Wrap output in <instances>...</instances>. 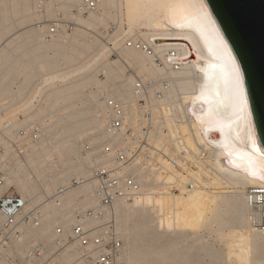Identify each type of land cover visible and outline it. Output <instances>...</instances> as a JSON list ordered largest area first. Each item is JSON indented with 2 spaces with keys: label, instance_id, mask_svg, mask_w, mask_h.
Masks as SVG:
<instances>
[{
  "label": "rangeland",
  "instance_id": "1",
  "mask_svg": "<svg viewBox=\"0 0 264 264\" xmlns=\"http://www.w3.org/2000/svg\"><path fill=\"white\" fill-rule=\"evenodd\" d=\"M39 1L0 0V118L6 119L8 114V120L18 128L33 123L40 126L38 149L28 161L30 169L16 178L25 180L29 176L33 190L29 193L46 197L71 178L89 177L92 160H98V147L105 136L101 95L112 89L116 94L130 97L129 88L122 83L133 79L126 77L129 66L138 76L153 77L158 70L146 57V70H141L134 61L130 60L129 65L123 61L125 41H144L147 29L139 26L141 21L130 25L124 18V8L114 3L117 0L108 5L102 2L92 14L76 12L80 9L79 0L78 3L48 0L44 11L38 12ZM56 18L72 22V29L43 39L41 32ZM45 19L48 21L44 22ZM37 22L43 25L40 30L35 25ZM104 70L114 73V77L104 74ZM72 71L76 72L75 76L63 82L53 77ZM72 86L76 91L67 98L64 92ZM8 154L10 151L5 156ZM19 160L23 161L13 156L12 166H22L16 165ZM1 161L0 158V166H5ZM201 177L204 183L211 181V177L203 174ZM210 186L207 185L209 191L226 192L220 195L225 199L234 196L244 202V190L249 185H238L237 190L243 191L238 194H233L231 188L221 190ZM11 190L21 194L16 186ZM40 200L30 199V206L34 207ZM131 204L132 201H120L111 210L113 224L127 245L126 264H264V250L253 261L254 245L248 256L251 260L246 263L247 259H240L236 263L234 255L228 253L229 245L222 239L230 229L240 230L250 224L245 206L238 208V212L223 207L203 225L183 230L159 227L155 211ZM48 229L42 232L44 237L49 235ZM262 233L256 232L253 239L264 247ZM23 251L19 252L21 257L25 255ZM78 258L76 246L61 251L58 256L60 264H70Z\"/></svg>",
  "mask_w": 264,
  "mask_h": 264
},
{
  "label": "built area",
  "instance_id": "2",
  "mask_svg": "<svg viewBox=\"0 0 264 264\" xmlns=\"http://www.w3.org/2000/svg\"><path fill=\"white\" fill-rule=\"evenodd\" d=\"M101 1L80 0V9L76 12L95 13ZM37 7L39 12L43 9L42 4ZM35 25L39 27L41 22ZM72 25L56 18L41 32L42 38L47 40L66 34ZM124 46L142 52L158 71L153 77L138 76L128 68L126 74L133 79L122 83L129 88L130 97L116 94L112 89L101 95L107 120L91 177L89 180L72 178L66 185L58 186L51 197L60 202L70 190L89 181L94 207L84 209L91 200L81 196L64 216L50 213L49 217V212L30 206L28 197L12 190L4 195L7 182L14 177L12 171H16L12 157L23 159L31 146L39 142L41 129L33 123L26 131L22 128L9 132L11 123L0 122V158L5 164L0 166V259L9 264H32L28 259H36L33 264H60L59 254L70 245L76 246L79 253L76 264H126L127 245L112 226L110 213L101 220L104 214L111 212L115 203L129 202L154 187L155 178L166 175L165 161L185 179L183 190L198 188L195 178H199L198 166L211 171L215 149L211 143L199 140V131L194 125L192 97L197 83L186 81L181 60L184 50L175 46L165 49L161 45L155 49L139 40H127ZM7 151L10 154L5 156ZM167 187L170 192L181 191L177 179ZM244 199L251 225L264 232V186L247 187ZM19 222L23 231L17 228ZM47 228H50L47 237L37 236ZM25 231L37 234L38 242L30 245L33 240L30 237L24 251L26 257H21L17 244Z\"/></svg>",
  "mask_w": 264,
  "mask_h": 264
},
{
  "label": "bare ground",
  "instance_id": "3",
  "mask_svg": "<svg viewBox=\"0 0 264 264\" xmlns=\"http://www.w3.org/2000/svg\"><path fill=\"white\" fill-rule=\"evenodd\" d=\"M65 1L68 2L70 0ZM47 2L48 0H40L37 4H42L45 8ZM74 2L78 3L77 0H74ZM102 2L108 5L109 3H113V0H102L100 5ZM114 3L118 7L124 8V18L130 25L135 21H141L139 26L147 29V32L144 33L146 37L143 42L150 44L155 49H158L157 47L161 45V48L165 49L175 46L184 50L181 60L184 65L183 73L187 77L186 81L197 83L192 97L194 125L199 131V140L211 143L215 149V159L210 166L211 173L208 170H204L202 166H198L199 178L195 176L199 183L198 188L183 190L185 179L171 163L165 161L163 171H165L166 175L157 176L155 178V186L133 197L130 200L132 201L130 206L149 207L155 211L154 214L156 213L155 216L159 219V227L170 228L173 226V228H183V230L184 228L185 230L188 228V230L194 229L197 225L198 227L201 226L204 221H209V219L217 216L218 211L223 209V207L234 208L238 212V208L242 209L245 206L249 212L245 199L244 202L234 196L225 199L220 195L226 192L207 190V185H213L214 188L221 190H225V188L234 189L232 193L238 194L243 192L237 190L238 185H249L248 187L264 186V139L259 128L248 86L239 61L211 12L207 1L117 0ZM37 11L39 12V10ZM42 11L44 9L40 12ZM47 21L45 19L44 22ZM41 26L39 25L37 30H40ZM129 27L131 28V26ZM125 53L123 61L126 65H129L127 63H130L129 61L131 60L141 70H146L144 65L146 56L142 52L125 47ZM101 54L97 55V59ZM147 60L149 61L148 58ZM154 68L156 69V67ZM103 73L109 77H114L115 75L114 73H109L108 70H104ZM75 74L76 72L72 71L71 73H62L53 77L63 82L75 76ZM128 76L131 75H127L126 77L128 78ZM123 81H126V79ZM75 89L74 86L66 89L64 96H67V98L72 96L76 91ZM7 115L6 119L1 120L0 118V122L7 120L11 123L12 127L9 132L22 130V128L27 130L32 125L29 124L28 126L18 128L15 122L10 119L8 120L10 116ZM105 118L107 120L106 112ZM37 149L38 146L36 144L32 145L28 150L29 153L25 154L23 161L19 160L16 161L17 163L15 162L16 165L19 163L22 166H16V171H12L14 177L7 182L4 195L10 194L11 189L9 187L16 186L22 196L28 197L29 201L35 197L41 198L34 206L49 213L55 210L52 214L60 216H64L69 206L74 205L77 198L81 196H84V199L88 196V200H91L84 209L94 207L95 203L91 197L89 181H87L86 185L70 190L67 193V197L60 200V202H56L51 198L57 187L53 189L52 194L46 197L29 193L33 191L30 187V177L26 176L28 178H25V180H17L16 176L30 169L28 161L31 159L30 157L34 156ZM92 163L93 167L97 161L92 160ZM202 174L209 178L211 177V181L204 183L201 180ZM90 177L91 171L88 178L78 179L89 180ZM176 179L179 187H181L178 195L170 192L167 187V184L174 182ZM70 180L62 185H66ZM210 188L213 187L210 186ZM117 203L114 204V207ZM28 207L27 209H29ZM109 213L111 214V212L105 213L101 220L108 217ZM68 222L71 223L72 221L69 220ZM250 224L248 223L247 226L242 227L240 230L230 229L228 233H225L224 238L222 237L223 241L229 245L228 253L234 255L232 256L236 263L240 262V259H247L246 263L249 262L248 260H251V258L248 259V256L252 251L250 250L252 245L255 246L252 256L253 261H256L259 254L264 250V247L258 246L259 243L253 239V235L259 231ZM112 226L116 229L113 221ZM17 228L19 231H23L22 223L19 222ZM42 232L40 231L39 235L29 233L28 231L23 232L22 234L25 233V235L22 236L17 244L18 254L20 251L27 249L30 237L33 239L30 245L36 244L38 241L35 239V236H43ZM24 251V257H26ZM29 261L33 264L36 259H28ZM60 262L62 261L60 260ZM76 262H79V258L72 260L70 264H75ZM0 264H9V261L0 259Z\"/></svg>",
  "mask_w": 264,
  "mask_h": 264
},
{
  "label": "water",
  "instance_id": "4",
  "mask_svg": "<svg viewBox=\"0 0 264 264\" xmlns=\"http://www.w3.org/2000/svg\"><path fill=\"white\" fill-rule=\"evenodd\" d=\"M245 77L264 139V0H206Z\"/></svg>",
  "mask_w": 264,
  "mask_h": 264
}]
</instances>
